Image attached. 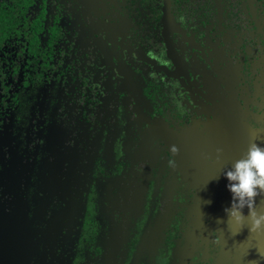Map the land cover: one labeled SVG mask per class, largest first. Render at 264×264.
<instances>
[{"label": "flooded vegetation", "instance_id": "1", "mask_svg": "<svg viewBox=\"0 0 264 264\" xmlns=\"http://www.w3.org/2000/svg\"><path fill=\"white\" fill-rule=\"evenodd\" d=\"M31 8L63 18L67 51L61 23L30 22ZM31 24L54 29L35 40ZM253 140L264 147V0H0V264H31L30 226L43 261L62 264L70 243L85 264L110 218L155 258L175 201L178 264H264L251 234L215 224L232 202L224 172Z\"/></svg>", "mask_w": 264, "mask_h": 264}, {"label": "trees", "instance_id": "2", "mask_svg": "<svg viewBox=\"0 0 264 264\" xmlns=\"http://www.w3.org/2000/svg\"><path fill=\"white\" fill-rule=\"evenodd\" d=\"M29 1H30V5H32V4H36L40 0H29ZM53 15L54 13L49 12V10L31 8L29 13V20L30 22H36V21L46 22L47 20L60 22L61 23L60 28H62L60 47H61V51L63 52L67 51L65 38L63 35L64 20L62 17L55 18ZM49 29L53 30L54 27L49 28V25L46 24H41V25L31 24L29 25V30H30L29 37H34L35 40H38V36L40 35L39 32L45 31L44 34L47 35L46 30ZM46 43L48 45L49 42ZM86 196H87V188L83 191L80 188H78L77 191L75 192V201L77 202L71 208L72 214H74L75 209L80 211V216L78 218V223H77V229L76 232L74 233V236L78 239V241H76L77 243H81L80 241L81 238L85 240L86 236H82V235L87 230H89V220L88 217H86L87 212L89 211V205L86 200ZM177 203L178 201H175L172 228L170 231H168V233H164L163 236L159 239V245L157 248L158 252L155 258H153L152 256L149 243L147 244L146 247H144L143 251H140V249L143 247H139L138 244L136 245V247L134 246L135 243L134 241L137 239V236L135 235L134 229L132 233L128 231L129 230L128 227L131 224H129V221L126 218L121 219L119 221H117V218H110L108 221L109 222L108 232L103 237H100L99 240L97 239L98 243L95 246V248L90 250L84 247L85 249L84 255L85 258L87 259V262L85 264H113L111 262L112 256L108 244L111 243V241L115 238V236H113L114 234L113 231L115 228L116 230L118 229L116 245L122 255L121 262H119L118 264H137L141 259L143 260L145 259L146 264H178L179 255L181 253L182 246L180 243L175 241V236L177 231L183 226L184 216L181 212V208L177 206L178 205ZM117 222H119V224H117ZM30 227H31V231L29 235L30 263L54 264L55 262H58L56 260L49 261V259L54 255L53 252H46L44 256L46 261H43V259L41 258V252L43 251L44 248H40L35 242V239L38 242V240L40 241L41 237L43 236L41 235L42 230L37 229L36 227H32V226ZM86 235H88V233ZM178 235L179 234H177V236ZM106 246L108 252H105ZM71 248L72 246L70 245V243H68L67 249H61L60 253L58 254L57 258L60 260V262H62V264H64L65 261H68V264H74L77 255H79V250L73 249L72 251H69L68 249Z\"/></svg>", "mask_w": 264, "mask_h": 264}, {"label": "clouds", "instance_id": "3", "mask_svg": "<svg viewBox=\"0 0 264 264\" xmlns=\"http://www.w3.org/2000/svg\"><path fill=\"white\" fill-rule=\"evenodd\" d=\"M172 150L178 151L175 147ZM224 176L229 181L227 188L232 195L231 207L224 210L227 229L232 231L237 228L238 231L234 232L236 236L247 227L251 235L264 236V209H259L257 205V198L264 197V147L253 140L243 156L224 172ZM245 208L248 209L247 216L243 212ZM217 223L225 221L218 219Z\"/></svg>", "mask_w": 264, "mask_h": 264}, {"label": "rangeland", "instance_id": "4", "mask_svg": "<svg viewBox=\"0 0 264 264\" xmlns=\"http://www.w3.org/2000/svg\"><path fill=\"white\" fill-rule=\"evenodd\" d=\"M201 171V170H200ZM197 183H199V182H197ZM201 185V184H200ZM258 208L259 209H264V207L262 206V205H258ZM244 215L245 216H247L248 215V210H246V208H245V212H244ZM217 220L218 219H216L215 220V224H219V223H217ZM226 221L227 220H225V223H223V225H225L226 227H227V224H226ZM234 229V228H233ZM233 229H232V231H233ZM244 230V229H243ZM232 231H229V230H227V234H228V236H231L232 235V233L234 232H232ZM241 232H246V235H247V237H248V242L250 243L251 242V239H250V231H249V229L247 228V227H245V231H241ZM252 240L253 241H259L260 242V246H259V252L260 253H262V252H264V238H263V236H258V235H255V234H253L252 235ZM231 246H234V242L233 241H231Z\"/></svg>", "mask_w": 264, "mask_h": 264}]
</instances>
